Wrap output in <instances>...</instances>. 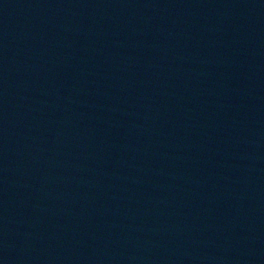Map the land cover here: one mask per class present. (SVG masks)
<instances>
[{
    "label": "water",
    "instance_id": "1",
    "mask_svg": "<svg viewBox=\"0 0 264 264\" xmlns=\"http://www.w3.org/2000/svg\"><path fill=\"white\" fill-rule=\"evenodd\" d=\"M0 264H264V0H0Z\"/></svg>",
    "mask_w": 264,
    "mask_h": 264
}]
</instances>
